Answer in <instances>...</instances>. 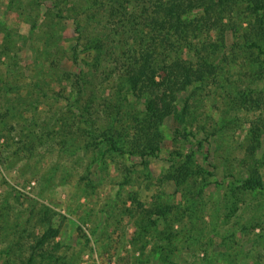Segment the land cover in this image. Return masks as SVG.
<instances>
[{
    "label": "trees",
    "instance_id": "trees-1",
    "mask_svg": "<svg viewBox=\"0 0 264 264\" xmlns=\"http://www.w3.org/2000/svg\"><path fill=\"white\" fill-rule=\"evenodd\" d=\"M76 1L65 0L77 34L75 43L64 49L53 34L45 33L48 42L35 52L40 70H46L43 81L30 84L31 93L23 101L12 103L2 96L6 110L0 114V165L9 167L39 155H66L72 142L81 141L84 153L104 148L115 164L127 159L138 165L135 170L148 169L150 160L165 150L162 126L173 121L175 139L188 148L174 153L179 161L163 181L173 191L196 188L203 172L195 165L193 113L201 119L202 111L197 110L209 101L222 114V92L232 86L236 67L253 68V82L259 86L264 82V0ZM50 2L54 16L62 18V0ZM18 73L12 67L0 86L17 92L22 82ZM44 87L65 108L49 110L40 127L18 125L15 120L21 115L13 111L20 104L28 106L33 94L46 97ZM262 89L263 85L258 94ZM235 104L247 110L264 103L243 96ZM129 106L136 108L128 111ZM263 130V117L251 122V155ZM260 186L258 172L252 171L241 190L251 193ZM131 197L138 209L133 219L139 238L168 227L171 207L145 208L136 193ZM33 207L27 227L17 226L3 238L7 245L0 251L1 264H79V254L60 251L56 241L60 229L54 227L52 210L42 204ZM7 214L0 213V218ZM171 231L162 234L169 249L161 252L165 253L160 255L161 264H178L183 253L174 246L178 235Z\"/></svg>",
    "mask_w": 264,
    "mask_h": 264
},
{
    "label": "rangeland",
    "instance_id": "rangeland-1",
    "mask_svg": "<svg viewBox=\"0 0 264 264\" xmlns=\"http://www.w3.org/2000/svg\"><path fill=\"white\" fill-rule=\"evenodd\" d=\"M51 4L50 0H0V79L7 81L16 66L17 79L22 81L17 92L0 86V114L6 110L2 96L12 103L23 101L31 93L30 84L43 81L46 70H40L35 52L48 42L45 33L53 34L64 49L76 41L65 0L62 18L54 16ZM239 68L232 70V86L222 92V114L209 101L197 110L202 111L201 119L193 113L192 121H197L192 142L195 165L203 172L196 188L173 191L163 181L170 166L179 161L174 153L188 148L183 140L175 139L173 121L162 126L165 150L158 159L150 160L148 169L135 170L138 165L127 159L115 164L104 148L84 153L81 141L72 142L66 155H39L9 167L0 165V213H8L0 218V251L7 245L3 238L10 237L17 226L26 228L29 210L42 204L54 213L60 251L79 254V264H161L160 255L165 254L161 252L169 249L162 240L167 229L178 235L174 246L183 251L178 264H264V130L257 149L252 155L248 152L251 122L264 119V104L247 110L235 104L243 96L264 103V89L258 94L264 82L261 86L253 82V68ZM44 89L46 97L33 94L28 106L20 104L13 111L21 115L15 120L18 125L40 127L49 110L65 108ZM91 171L95 178L88 176ZM252 171L258 172L261 186L245 193L241 186ZM133 193L145 208L156 204L171 207L168 227L139 238Z\"/></svg>",
    "mask_w": 264,
    "mask_h": 264
}]
</instances>
